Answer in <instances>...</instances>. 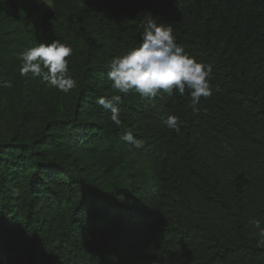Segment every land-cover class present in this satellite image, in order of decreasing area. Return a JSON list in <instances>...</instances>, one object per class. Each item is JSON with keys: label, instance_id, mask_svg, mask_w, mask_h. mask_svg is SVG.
Here are the masks:
<instances>
[{"label": "trees", "instance_id": "16d2710c", "mask_svg": "<svg viewBox=\"0 0 264 264\" xmlns=\"http://www.w3.org/2000/svg\"><path fill=\"white\" fill-rule=\"evenodd\" d=\"M49 2L0 0V264H264V0ZM149 13L212 66L197 110L111 87ZM52 40L72 48L67 94L20 75ZM118 94L119 128L95 103Z\"/></svg>", "mask_w": 264, "mask_h": 264}, {"label": "clouds", "instance_id": "9594fccd", "mask_svg": "<svg viewBox=\"0 0 264 264\" xmlns=\"http://www.w3.org/2000/svg\"><path fill=\"white\" fill-rule=\"evenodd\" d=\"M142 29L139 46L114 57L109 65L107 78L113 90L123 96L135 92L146 100H154L162 93L172 95L174 91L183 96L188 91L191 105L197 110L196 105L202 97L207 99L213 95L210 85L212 66L190 56L177 43L171 24L161 23L158 17L146 14ZM71 55L72 48L59 40H52L50 44L39 43L19 54L22 61L20 75L39 78L45 86L67 94L77 87V81L69 74L68 58ZM0 86L10 88L12 82L4 81ZM120 94L110 98L99 97L95 101L111 112V122L117 128L122 126L118 107L122 102ZM162 123L177 134L180 133L179 117L169 114L162 119ZM121 140L136 149L144 146L143 141L135 138L131 131L124 133ZM250 223L258 229V243L264 245L261 221L253 219Z\"/></svg>", "mask_w": 264, "mask_h": 264}, {"label": "rangeland", "instance_id": "374dc122", "mask_svg": "<svg viewBox=\"0 0 264 264\" xmlns=\"http://www.w3.org/2000/svg\"><path fill=\"white\" fill-rule=\"evenodd\" d=\"M37 2L39 4H41L43 9H51V4H50L49 0H37Z\"/></svg>", "mask_w": 264, "mask_h": 264}]
</instances>
